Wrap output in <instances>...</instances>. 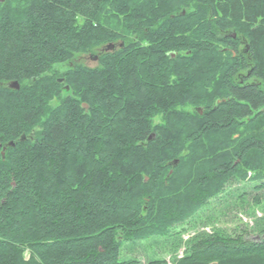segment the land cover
Returning a JSON list of instances; mask_svg holds the SVG:
<instances>
[{"label":"trees","instance_id":"16d2710c","mask_svg":"<svg viewBox=\"0 0 264 264\" xmlns=\"http://www.w3.org/2000/svg\"><path fill=\"white\" fill-rule=\"evenodd\" d=\"M2 1L0 264H137L226 184L264 192V0ZM258 235L171 264H264Z\"/></svg>","mask_w":264,"mask_h":264},{"label":"rangeland","instance_id":"374dc122","mask_svg":"<svg viewBox=\"0 0 264 264\" xmlns=\"http://www.w3.org/2000/svg\"><path fill=\"white\" fill-rule=\"evenodd\" d=\"M0 2L3 1L0 0ZM240 48L244 49L245 47L242 44ZM103 49L112 51L107 47H100L88 55L76 57L74 62L94 68L97 66L98 56ZM54 71L61 74L64 72V68L56 66ZM2 102L7 103L6 100ZM0 106L3 107V104ZM250 176L251 172L248 173V177ZM226 185L217 197L209 201L208 206L193 220L191 226L181 227L186 232L182 233L180 237L149 238L135 244L128 242L121 249V260L130 259L138 262L137 264H148L153 260H158L164 261V264H171L183 256L187 244L196 236H207L216 232H224L230 236L241 234L247 241H259L258 233L264 229V192L254 190L255 185L248 181L230 182ZM255 198L259 200L258 203Z\"/></svg>","mask_w":264,"mask_h":264},{"label":"water","instance_id":"95a60500","mask_svg":"<svg viewBox=\"0 0 264 264\" xmlns=\"http://www.w3.org/2000/svg\"><path fill=\"white\" fill-rule=\"evenodd\" d=\"M106 47H107V49H109V50H113V49H114V48H113L114 45H108V46H106ZM11 87H12V88H15V89H18V88H19V85H18L17 82H13ZM198 112H199L200 115L202 114V112H201L200 110H198ZM21 139L24 140V139H25L24 136H23ZM8 145H9V146H13L11 143H9ZM4 151H5V148L2 149L0 155L4 156V155H3V154H4ZM177 164H178V161H176V160H174V162L172 163L173 166H176Z\"/></svg>","mask_w":264,"mask_h":264},{"label":"flooded vegetation","instance_id":"af4514ba","mask_svg":"<svg viewBox=\"0 0 264 264\" xmlns=\"http://www.w3.org/2000/svg\"><path fill=\"white\" fill-rule=\"evenodd\" d=\"M57 81L61 85L65 84L64 78H62L61 76L57 78ZM0 86L2 85L0 84ZM11 86H12V82L5 83L4 88H6V90H18L19 89V88L18 89L12 88ZM65 90L68 91V88H65Z\"/></svg>","mask_w":264,"mask_h":264},{"label":"bare ground","instance_id":"6f19581e","mask_svg":"<svg viewBox=\"0 0 264 264\" xmlns=\"http://www.w3.org/2000/svg\"><path fill=\"white\" fill-rule=\"evenodd\" d=\"M31 140V139H30Z\"/></svg>","mask_w":264,"mask_h":264}]
</instances>
